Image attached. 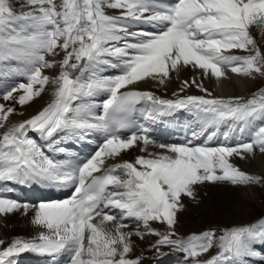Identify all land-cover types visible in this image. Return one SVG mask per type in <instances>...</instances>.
I'll use <instances>...</instances> for the list:
<instances>
[{
    "label": "snow or ice",
    "instance_id": "6c2138e0",
    "mask_svg": "<svg viewBox=\"0 0 264 264\" xmlns=\"http://www.w3.org/2000/svg\"><path fill=\"white\" fill-rule=\"evenodd\" d=\"M253 28L264 35V0H0V79L21 78L0 94L12 102L0 103V216L31 213V225L40 229L32 237L0 239V264H17L25 253L65 252L68 264H144L147 257L134 254L133 237L146 236L156 237L148 246L153 264L264 260V217L186 237L175 227L184 198L199 203L198 189L206 183L264 189V173L231 159L264 155V87L246 98L222 97L203 83L227 78L226 69L264 78V49ZM232 50L246 54H225ZM188 66L200 71L199 81L184 80L172 98L135 88L146 79L164 85ZM46 69L58 72L49 76ZM193 85L203 94H182ZM47 86L49 102L26 119L11 120L24 115L15 105H28ZM98 96L104 97L99 103ZM180 110L193 118L184 125L190 138L157 143L149 124ZM61 132L99 133L102 142L83 159H57L45 147L64 151L56 140ZM134 147L142 153L134 160L107 164ZM31 184L73 190L35 205L8 195L14 191L9 185Z\"/></svg>",
    "mask_w": 264,
    "mask_h": 264
},
{
    "label": "bare ground",
    "instance_id": "6f19581e",
    "mask_svg": "<svg viewBox=\"0 0 264 264\" xmlns=\"http://www.w3.org/2000/svg\"><path fill=\"white\" fill-rule=\"evenodd\" d=\"M13 2L15 3L16 0H13ZM110 14L116 13L110 12ZM251 32L252 35L257 39L258 45L262 49H264V35H261L255 28L251 29ZM225 54L244 55L246 53L239 50H232L231 52H227ZM47 58L49 60H59L62 59V55L55 58H53L52 56H49ZM44 71L46 75L53 76L58 72V69H46ZM226 72H229V74H232L233 76L232 78H229V80L227 79L228 81L226 80V78L217 80L216 78L212 77H208L203 80L205 87H207L214 96H242L246 98L253 92L264 87V84L261 85L258 80L252 78V80H250L248 84H246L244 90L243 87L242 90L238 89L235 87L234 81H232V79H238L241 77H236L237 75L231 73L230 70L226 69ZM10 77L16 78L15 76ZM199 77L200 71H194L191 66H188L186 68H181L178 72L171 73V78L169 80H166L164 85H160L157 81H154L152 79H146L144 81L138 82L135 86L140 87L145 91H152L155 95L161 96L163 98H172V93L179 90L180 85L184 80L191 81L193 78H196L199 81ZM219 83L222 85H219ZM11 85L13 84H10L6 87H9ZM6 87H3L1 89V92H3ZM51 91V86H47L41 96L34 99L28 105L22 108L19 105H15L17 108V112H23L24 115H12L11 120L19 121L35 114L47 102H49V100L51 99ZM182 94L202 95L203 93L193 85L187 88ZM0 103L11 104L12 102H5L3 101L2 97H0ZM192 119L193 118L191 117V120ZM58 135H60V137L65 136L62 139H58V143H62L65 138H67L63 132L59 133ZM205 138L206 137H202L201 143ZM214 143L215 141H213V144ZM149 151H158V149L149 146ZM141 154L142 153L139 151V148L134 147L131 150L123 153L118 160H108L107 164L110 165L113 163L122 162L123 160L131 161L134 160L135 156ZM231 159L233 163L239 165L246 171L256 174L264 173V155H261L258 152L255 157L249 156L247 160H241L238 157H233ZM259 189L262 188L255 187L244 189L239 187H232L231 185L224 183L204 184L198 189L199 203L191 201L188 198H184L183 203L185 204V208L178 213L177 224L175 226L177 233L182 237H186L189 234L199 233L209 228L220 229L227 226L244 225L257 221L261 217H264L263 215L260 218H257V216L260 215L257 209V203L261 205L263 207L262 209L264 210V193L261 194L260 192H258ZM262 190L264 191V189ZM45 197L46 196L38 198V201L42 202ZM49 198L50 197L48 196V199ZM30 220L31 213H29V215L27 216L22 215L21 212H16L7 216H0V239L10 241L11 238L15 236H35L40 229L32 226ZM127 223H129L130 228H135V223L133 221H127ZM153 227L160 231H164L166 228L165 225L160 223H153ZM155 239V236H146L143 240L137 237H133V240L136 244L134 254L140 255L141 253H143L147 257V259L144 261V264H153L152 258L154 256V253L148 251V246L149 244L153 243ZM161 251L169 252L170 249H168L167 247H162ZM216 251L217 249L213 248L206 256L202 257V259H207ZM27 256H31V254H22L17 258V260L19 261L22 257L26 258ZM254 264H264V260H260L259 258H257L254 261Z\"/></svg>",
    "mask_w": 264,
    "mask_h": 264
},
{
    "label": "rangeland",
    "instance_id": "374dc122",
    "mask_svg": "<svg viewBox=\"0 0 264 264\" xmlns=\"http://www.w3.org/2000/svg\"><path fill=\"white\" fill-rule=\"evenodd\" d=\"M256 80H258L259 82H260V84L261 85H263L264 84V78H262V77H256L255 78ZM229 80V79H228ZM227 80V81H228ZM237 80V81H236ZM243 80H244V82H243ZM250 80H252V78H245V77H241V78H238V79H236V78H234V79H232V81H234V85H235V87L236 88H238V89H241L242 90V87H243V90H244V88H245V86H246V84H248V82L250 81ZM241 81V82H240ZM219 85H222V84H220L219 83ZM237 85V86H236ZM241 86V87H240ZM234 87V88H235ZM258 89V88H257ZM260 188V187H259ZM258 192H260L261 194H263L264 193V191L262 190V189H259L258 190ZM258 206V207H257ZM257 209H258V212H259V214L260 215H258L257 216V218H260L261 216H263L264 215V210L262 209L263 207L261 206V205H259L258 203H257ZM255 220V219H254Z\"/></svg>",
    "mask_w": 264,
    "mask_h": 264
}]
</instances>
